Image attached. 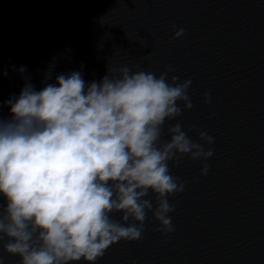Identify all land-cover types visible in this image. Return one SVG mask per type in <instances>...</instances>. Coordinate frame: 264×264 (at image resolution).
I'll return each mask as SVG.
<instances>
[{
  "label": "water",
  "instance_id": "obj_1",
  "mask_svg": "<svg viewBox=\"0 0 264 264\" xmlns=\"http://www.w3.org/2000/svg\"><path fill=\"white\" fill-rule=\"evenodd\" d=\"M108 64L190 78L193 107L177 120L194 140L213 136L214 154L205 176L201 161L169 165L185 185L169 197L173 232L146 221L96 264H264V0H0V105L23 77L37 90L71 71L99 81ZM5 242L0 264H19Z\"/></svg>",
  "mask_w": 264,
  "mask_h": 264
},
{
  "label": "clouds",
  "instance_id": "obj_2",
  "mask_svg": "<svg viewBox=\"0 0 264 264\" xmlns=\"http://www.w3.org/2000/svg\"><path fill=\"white\" fill-rule=\"evenodd\" d=\"M54 66L55 58L45 81ZM172 71L108 64L99 81L71 71L39 90L23 77L19 95L3 102L9 118L0 117L4 252L19 264H96L118 242L142 239L146 221L174 231L169 197L185 185L169 165L186 157L207 175L214 138L199 131L194 140L177 120L193 107L192 80ZM210 101L205 92L203 103Z\"/></svg>",
  "mask_w": 264,
  "mask_h": 264
}]
</instances>
